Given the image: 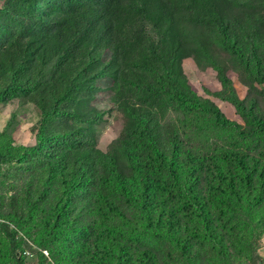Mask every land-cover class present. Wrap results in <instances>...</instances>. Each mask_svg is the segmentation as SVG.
<instances>
[{
	"label": "trees",
	"instance_id": "obj_1",
	"mask_svg": "<svg viewBox=\"0 0 264 264\" xmlns=\"http://www.w3.org/2000/svg\"><path fill=\"white\" fill-rule=\"evenodd\" d=\"M187 1L183 11L171 0H3L0 79L10 73L7 92L26 93L39 123L55 130L27 151L39 166L32 202L49 205L41 244L71 233L70 243L95 247L100 264H230L242 247L247 229L237 222L253 212L232 205L263 193L260 164L218 138L238 125L191 91L181 60L211 50L242 60L244 51L226 0ZM50 64L48 77L17 89L26 71L35 77ZM105 77L123 127L100 144L90 134L102 113L90 100ZM15 159L0 152L1 162ZM44 179L56 188L49 195ZM4 230L22 264L15 233Z\"/></svg>",
	"mask_w": 264,
	"mask_h": 264
},
{
	"label": "rangeland",
	"instance_id": "obj_2",
	"mask_svg": "<svg viewBox=\"0 0 264 264\" xmlns=\"http://www.w3.org/2000/svg\"><path fill=\"white\" fill-rule=\"evenodd\" d=\"M171 2L183 11L190 7L187 0ZM3 5V0H0V9ZM221 6L229 21L236 26L233 29L238 35L233 43L244 51L242 60L214 50L208 59L198 51L184 57L181 66L191 91L201 98L213 100L226 118L238 125L234 132L218 138L225 142L231 153L238 151L246 158H255L260 164L258 176L264 185V134L252 132L253 122L264 125V82H260L264 80V0H226ZM0 20H4L1 14ZM99 57L107 61L110 53L103 52ZM51 68L52 64L42 68L35 77L26 71L24 77L17 81V89H29L35 82L48 77ZM223 73L230 80L226 86L221 80ZM11 79L10 73L0 79V152L16 157L8 163L0 161V264H16L4 233L6 224L9 232L15 233L18 258L22 264H100L95 247L70 243L71 233L67 238L60 236L52 244H41V217L48 214L49 205L38 200L32 202L37 190L32 182L39 166L27 151L38 146L55 130L50 123H39L41 111L22 96L26 93L7 92ZM92 84L97 92L90 100V106L102 113V121L93 126L90 137L97 143L108 144L119 136L123 127L122 115L117 111L114 100V80L105 77ZM231 100L241 102L240 107ZM34 180L35 183L38 181ZM48 181L44 179L42 183L44 195L51 194L55 188ZM263 194L264 189L263 193L258 189L256 196L248 201L232 205L238 211L253 212V218L230 222V225L237 222L247 229L242 233V247L236 248L230 264H254V260L255 264H264Z\"/></svg>",
	"mask_w": 264,
	"mask_h": 264
}]
</instances>
